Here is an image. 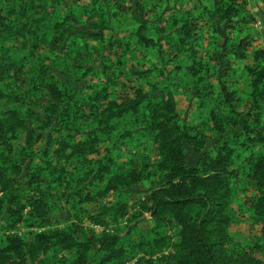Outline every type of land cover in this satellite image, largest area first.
I'll return each instance as SVG.
<instances>
[{"label": "trees", "instance_id": "trees-1", "mask_svg": "<svg viewBox=\"0 0 264 264\" xmlns=\"http://www.w3.org/2000/svg\"><path fill=\"white\" fill-rule=\"evenodd\" d=\"M80 1L0 0V224H7L0 235V264H125L127 256L152 255L169 246L173 252L168 256L155 262L142 256L133 264H261L254 252L264 255V50L254 52L262 63L248 69L254 108L247 115L251 125L245 122L242 135L228 133L226 125H237L240 114L233 109L232 93L223 84L226 77H219L228 115L220 117L210 112L218 139L214 149L203 151L204 136L190 133L168 84L159 99H153L141 86L133 89L132 98H114L112 79L102 81L97 88L77 87L95 73L89 64L91 43L101 42V52L111 49L114 42L102 43L103 33L91 25L68 34L63 26L72 20V6ZM89 1L94 5L99 0ZM63 4L65 15L60 10ZM245 5L246 0H216L210 15L232 29V19L240 16ZM183 19V14L175 19L182 24L177 25L179 34L174 38L186 47L197 35L196 42L186 50L193 53L192 48L201 45L202 34L195 30L193 21ZM99 21L105 22L104 17ZM54 32L58 39L49 38ZM146 33L147 26L141 21L134 34L137 42L162 51V45ZM239 33L244 34L242 30ZM129 45L125 44L124 51ZM237 46L235 58H246L243 49L250 46V37L246 34L237 39ZM44 47L47 53H39ZM54 67L63 77L60 84L48 81ZM201 70L200 61H191L187 73L199 76L196 82L201 84L205 79ZM70 72L76 77L70 78ZM130 73L138 81L148 75V71ZM205 87L197 91V97L210 95ZM84 90L81 98L79 93ZM42 97L45 103L40 102ZM138 122L146 124L144 131L157 160L142 163L137 171L125 163L126 171L118 170L106 180L114 158L107 163L105 156L98 158L100 144L113 136L130 137L128 124ZM21 136L23 141L19 143ZM40 139L43 146L35 149ZM185 142L200 155L196 166L187 165ZM253 142L256 144L250 147ZM22 160L29 162L23 179ZM241 177L254 182V194L247 207L235 210L233 201L244 186L234 188L233 183ZM143 181H148L149 188L139 203L138 216L143 219L148 214L154 225L147 239L127 241L135 225L127 227L122 235L121 228L113 232L106 229L128 216L127 205L100 199ZM58 199L74 204L72 217L63 229L52 227L51 213L56 211ZM87 202L96 205L87 219L103 230L84 229L81 208ZM241 212L249 213L261 236L250 251L231 255L227 252L233 243L229 228ZM20 225L36 228L31 240L18 232ZM171 226L173 239L165 235Z\"/></svg>", "mask_w": 264, "mask_h": 264}, {"label": "rangeland", "instance_id": "rangeland-1", "mask_svg": "<svg viewBox=\"0 0 264 264\" xmlns=\"http://www.w3.org/2000/svg\"><path fill=\"white\" fill-rule=\"evenodd\" d=\"M105 2L106 0H99L93 5L89 0H81L80 4L72 6L73 18L63 26L66 27L68 34L72 35L91 25L93 30L103 33L104 41L102 43L114 41L111 49H103L102 53L98 49V47H101V42L91 43L90 41L89 64L94 66L95 73H91L81 80L77 84L79 89L87 85L97 88L102 81L112 79L115 83V87L111 89L114 98H132L133 89L141 86L150 93L153 99H159L161 91L168 84L177 111L190 133L197 137L204 136L203 151H205L214 149L218 139V136L212 130L210 112L220 117L228 115V108L225 105L226 103L223 102L218 79L219 77H226L223 84L227 91L232 93L233 109L240 114L237 125H226L229 130L228 133L243 134L245 122L251 125V120L247 119V115H250L249 113L254 109L249 95L251 89L248 69L262 63L260 60H256L254 52L264 50V0H246L243 12L240 16L233 18L230 23L232 29L226 26V23L216 22L212 19L210 11L216 0H110L109 4ZM102 4H105L106 8H103ZM92 7L93 12L91 13L89 10ZM60 10L62 15H65L63 14L66 12L64 4L60 6ZM179 14L184 16L183 22L193 21L196 26L195 30L202 34L201 45L192 48L193 53L186 50L196 42L197 35L192 37L191 44L186 47H183L174 38L179 34V26L177 25L182 24V22L175 20ZM102 16L105 22L99 21ZM141 21L147 26L146 35L162 45V51L158 47L144 46L137 42L134 34ZM161 29H163V32ZM240 30L244 34L239 33ZM246 34L250 37V46L243 49L246 58H235V51L239 49L237 39ZM49 38L58 39L59 36L54 32L49 35ZM127 42L130 45L128 50L124 51ZM46 49L45 47L39 49V53H47ZM81 56H84V53ZM191 61L194 63L200 61L202 67L200 75L205 77L201 84H199L200 81L196 82L199 76L187 73ZM76 62L81 64L79 61ZM160 69H162L161 72ZM132 70L148 71V75L144 80L138 81L139 79L130 73ZM59 73L60 71L55 67L51 68L48 81L60 84L63 77L60 78ZM70 73V78L76 77L74 72ZM165 75H169V77L165 79ZM182 84H185L184 88ZM206 85L210 89V95L207 98L197 97V91L206 88ZM85 91L79 93L81 98L86 94ZM40 102L45 103L46 99L42 97ZM263 117L264 115H262V119ZM145 127L146 124L142 122L128 124L127 129L132 132L130 137L121 139L113 136L111 140L100 144L101 152L98 158L105 156V163L108 162L110 157L114 158V165L111 166L112 172L106 177V180L118 170L126 171L125 163L128 164V167L133 166L137 171L142 163L152 164L157 160L153 152L154 146L151 139L144 131ZM249 135L251 137L252 134ZM241 139L242 137H240ZM20 140L19 143L23 141V136ZM242 140L246 144V141ZM255 144L253 142L249 146L253 147ZM42 146L43 140L40 139L35 145V149H41ZM106 147L108 151L104 152ZM184 147L186 149L187 165L190 167L196 166L200 155L196 153L193 146L186 142ZM28 163V161L22 160L24 171L21 176L22 179L27 175ZM22 182L21 186L24 187L25 182ZM96 183L100 184L98 181ZM102 185L100 184V186ZM239 185L244 186V191H239L233 201L232 205L235 210L244 206L247 207L251 195L254 194V182L251 179L241 177L233 183L234 188ZM148 188V181H143L128 189L120 190L119 193L109 192L102 196L100 201L103 203L120 202L125 203L128 207V216L117 225H110L106 228L107 231L113 232L117 228H121L120 235H122L127 227L135 225L127 241H138L137 239L140 238L145 240L149 237V230L154 225L150 216L144 214L143 219L138 216L139 203ZM21 196L22 199L25 198L24 191ZM57 202L59 203L56 211L51 213L53 218L52 227L63 229L67 227V221L72 217L74 204L69 203V200L61 202L58 199ZM81 209L82 225L86 231L90 228L95 232L103 230L100 226L91 225L87 219V215L96 210L95 204L87 202L83 204ZM54 220H59L60 223H55ZM6 225V223L0 224V235ZM35 231L36 228H25L22 225L18 229V232L27 240L32 239ZM229 231L233 243L229 246L227 252L231 255H241L243 252L250 251V248L255 245L256 238L261 236L260 228L253 224L247 212L238 213L237 221L230 226ZM165 235L173 239L174 228H167ZM172 252L173 250L169 246L155 251L152 255L148 253L132 254L127 256L125 264H133L138 257L142 256H145L146 259L151 258L155 262L157 258L168 256ZM254 256L260 259L261 264H264V255L261 252L255 251Z\"/></svg>", "mask_w": 264, "mask_h": 264}]
</instances>
